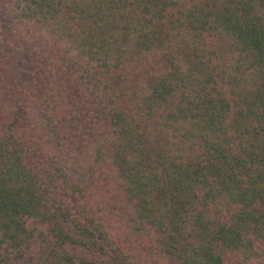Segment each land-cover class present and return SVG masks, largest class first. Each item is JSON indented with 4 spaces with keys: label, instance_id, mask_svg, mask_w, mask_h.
<instances>
[{
    "label": "trees",
    "instance_id": "trees-1",
    "mask_svg": "<svg viewBox=\"0 0 264 264\" xmlns=\"http://www.w3.org/2000/svg\"><path fill=\"white\" fill-rule=\"evenodd\" d=\"M0 264H264V0H0Z\"/></svg>",
    "mask_w": 264,
    "mask_h": 264
}]
</instances>
